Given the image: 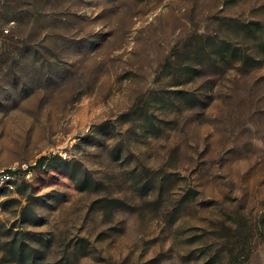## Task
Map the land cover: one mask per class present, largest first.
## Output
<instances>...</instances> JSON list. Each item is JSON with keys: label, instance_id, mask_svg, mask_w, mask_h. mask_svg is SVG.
I'll return each mask as SVG.
<instances>
[{"label": "rangeland", "instance_id": "1", "mask_svg": "<svg viewBox=\"0 0 264 264\" xmlns=\"http://www.w3.org/2000/svg\"><path fill=\"white\" fill-rule=\"evenodd\" d=\"M256 21L264 0H0V264H264Z\"/></svg>", "mask_w": 264, "mask_h": 264}, {"label": "built area", "instance_id": "2", "mask_svg": "<svg viewBox=\"0 0 264 264\" xmlns=\"http://www.w3.org/2000/svg\"><path fill=\"white\" fill-rule=\"evenodd\" d=\"M31 166H29L27 169L24 170V172L27 171V174L30 173L31 170L30 169ZM19 174H21V169L13 167V168H9V169H1L0 170V185H6V186H11L14 183L15 178L19 176Z\"/></svg>", "mask_w": 264, "mask_h": 264}, {"label": "trees", "instance_id": "3", "mask_svg": "<svg viewBox=\"0 0 264 264\" xmlns=\"http://www.w3.org/2000/svg\"><path fill=\"white\" fill-rule=\"evenodd\" d=\"M253 26H255L259 30L260 34H262L264 32V25L261 22H257V21L256 22H250V25L248 24L247 27L252 28ZM49 158L50 157L46 156V155L45 156H41L37 160L36 164L31 166L30 169H39V168H41Z\"/></svg>", "mask_w": 264, "mask_h": 264}]
</instances>
